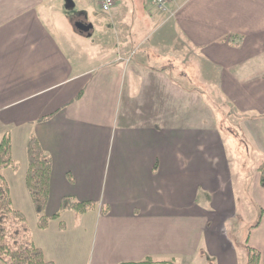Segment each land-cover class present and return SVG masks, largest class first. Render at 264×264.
Segmentation results:
<instances>
[{
  "label": "crops",
  "instance_id": "0c3cea01",
  "mask_svg": "<svg viewBox=\"0 0 264 264\" xmlns=\"http://www.w3.org/2000/svg\"><path fill=\"white\" fill-rule=\"evenodd\" d=\"M61 9V0H0V143L10 135L18 165L4 170L12 201L15 189L30 198L34 136L53 162L47 217L65 197L97 203L74 227L65 211L63 230L59 221L27 232L45 259L246 264L250 247L264 260L259 166L249 182L239 143L220 126L225 109L238 132L245 123L248 151L264 145V131L259 143L251 131L264 125V0H177L150 14L158 36L120 40L103 61L74 40L93 31L76 24L92 25ZM238 195L244 214L259 209L242 247L226 229Z\"/></svg>",
  "mask_w": 264,
  "mask_h": 264
},
{
  "label": "rangeland",
  "instance_id": "374dc122",
  "mask_svg": "<svg viewBox=\"0 0 264 264\" xmlns=\"http://www.w3.org/2000/svg\"><path fill=\"white\" fill-rule=\"evenodd\" d=\"M63 3V14L68 18L72 19L74 22H83L92 25V35L91 37H74L80 43L81 50H85L90 54H94L99 61L115 57L118 54L119 45L118 41L124 40L125 38L133 40L134 45L138 46L144 43L145 39H152L154 36H158L160 32L158 31V20H152L150 14L156 12L150 5L145 4L143 0H117V6L111 13L103 12L95 0H61ZM91 3H90V2ZM59 8V7H58ZM59 15V10L57 11ZM61 12V11H60ZM163 32V31H162ZM148 45L146 44L145 48ZM82 54V51H81ZM225 114V119L222 120V133L225 138L229 136L235 137L236 143L238 142V147L240 152V170L241 174L244 173L249 182L253 181L254 175L256 173L257 166L263 161V154L259 151L264 150V145L259 140L262 139L261 134L264 131V125L258 126L253 124L251 127L252 134L257 138L256 143L261 149H253L255 152L247 150L249 148L247 137L249 138V133L244 128L245 123L240 124L242 127L238 130L235 126H231L233 119L228 116V111L223 109ZM223 114V116H224ZM246 132V135L244 134ZM259 139V140H258ZM250 140V139H249ZM252 142V140H250ZM252 144V143H251ZM252 146V145H251ZM261 161V162H260ZM15 189V188H14ZM18 190L15 189L13 208L15 211L21 212L27 217L25 227L26 232L34 234L35 232H42L38 227L37 222H34L31 218L29 212L32 209V202L29 197L26 200L19 199L17 196ZM242 197L238 195L237 197V209L238 215L232 221V225H226L227 232L229 234L230 240L239 247H242L245 243V239L249 235L250 228L254 226L258 221V210L256 207H249V211L245 214L243 213ZM33 212V211H32ZM82 215L77 212L72 211L66 221L73 227L81 221ZM90 216L84 217L82 220H88ZM89 221V220H88ZM59 221H51L52 229L56 228ZM56 224V225H55ZM19 229V228H18ZM196 264H201L197 261ZM212 264V263H211Z\"/></svg>",
  "mask_w": 264,
  "mask_h": 264
},
{
  "label": "trees",
  "instance_id": "16d2710c",
  "mask_svg": "<svg viewBox=\"0 0 264 264\" xmlns=\"http://www.w3.org/2000/svg\"><path fill=\"white\" fill-rule=\"evenodd\" d=\"M27 157L26 185L41 230H46L51 221H60L62 212L74 211L85 215L96 208L97 203L94 201L78 202L72 197H65L61 202L60 212L47 217L53 162L34 136L28 142ZM8 168L16 170L18 165L12 157L11 137L6 134L0 143V264H54L45 259L42 249L35 246L22 228L25 227L26 218L13 208L11 189L4 175V170ZM258 172L264 189V160L260 163ZM60 228H65L61 221ZM153 263L152 260H147L141 264ZM246 264H264V260L257 250L247 247Z\"/></svg>",
  "mask_w": 264,
  "mask_h": 264
},
{
  "label": "built area",
  "instance_id": "2783aa9c",
  "mask_svg": "<svg viewBox=\"0 0 264 264\" xmlns=\"http://www.w3.org/2000/svg\"><path fill=\"white\" fill-rule=\"evenodd\" d=\"M148 5L158 12H169L170 6L177 0H144ZM100 9L105 13H111L117 6V0H95ZM121 59V58H119Z\"/></svg>",
  "mask_w": 264,
  "mask_h": 264
},
{
  "label": "water",
  "instance_id": "95a60500",
  "mask_svg": "<svg viewBox=\"0 0 264 264\" xmlns=\"http://www.w3.org/2000/svg\"><path fill=\"white\" fill-rule=\"evenodd\" d=\"M76 27H77L80 31H82V32H86V33H88V32L91 30V28H92V26H85L84 24H81V23L76 24Z\"/></svg>",
  "mask_w": 264,
  "mask_h": 264
}]
</instances>
